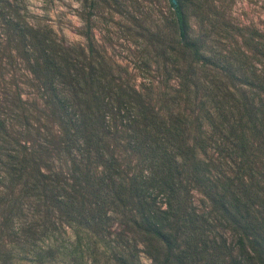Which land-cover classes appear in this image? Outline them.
<instances>
[{
    "label": "trees",
    "instance_id": "obj_1",
    "mask_svg": "<svg viewBox=\"0 0 264 264\" xmlns=\"http://www.w3.org/2000/svg\"><path fill=\"white\" fill-rule=\"evenodd\" d=\"M168 1L139 88L90 18L68 43L0 0V264H264V36L214 62L213 0Z\"/></svg>",
    "mask_w": 264,
    "mask_h": 264
},
{
    "label": "rangeland",
    "instance_id": "obj_2",
    "mask_svg": "<svg viewBox=\"0 0 264 264\" xmlns=\"http://www.w3.org/2000/svg\"><path fill=\"white\" fill-rule=\"evenodd\" d=\"M97 1L7 0L11 6H7L4 12L21 15L36 26L50 27L66 42L80 44L85 42L80 31L85 27L86 18H90L91 31L97 44L116 64L130 73L137 87L141 88L147 79L156 82L165 78L162 70H156V61L161 64L163 58L154 56L146 35L161 33L173 45L176 33L170 27L173 14L169 1L107 0L95 5ZM211 10L219 19L209 14L211 20L202 21L201 14L193 9L188 14L191 35L203 41L204 54L212 57L214 62L225 63L228 58L223 55L234 61L235 56L229 53L236 49V43H241L242 35L264 36V0H213ZM3 28L0 26V30ZM213 52L221 55L213 56ZM252 61L255 62V58ZM26 91L31 93L29 88ZM194 203L198 209L203 208L202 196L196 192ZM224 237L227 243L234 242L228 230ZM140 262L154 264L143 252L140 253Z\"/></svg>",
    "mask_w": 264,
    "mask_h": 264
},
{
    "label": "water",
    "instance_id": "obj_3",
    "mask_svg": "<svg viewBox=\"0 0 264 264\" xmlns=\"http://www.w3.org/2000/svg\"><path fill=\"white\" fill-rule=\"evenodd\" d=\"M173 1H175V0H173Z\"/></svg>",
    "mask_w": 264,
    "mask_h": 264
}]
</instances>
